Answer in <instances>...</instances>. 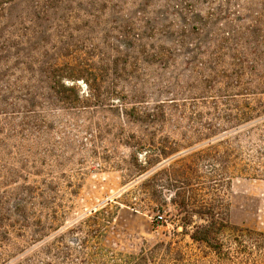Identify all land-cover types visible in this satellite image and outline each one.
Wrapping results in <instances>:
<instances>
[{
	"label": "rangeland",
	"instance_id": "1",
	"mask_svg": "<svg viewBox=\"0 0 264 264\" xmlns=\"http://www.w3.org/2000/svg\"><path fill=\"white\" fill-rule=\"evenodd\" d=\"M7 1L0 91L28 93L27 155L40 175L11 181L2 158L0 199L47 179L65 214L44 234L0 231V264H88L98 249L155 264H251L228 236L232 260L218 255V234L193 241L211 219L177 203L220 196L232 227L264 234V117L235 120L236 107L263 99L242 93L264 89V0ZM223 141L245 172L216 192L210 166L201 181L187 170L185 185L175 182L173 168L195 167ZM166 146L179 152L161 156Z\"/></svg>",
	"mask_w": 264,
	"mask_h": 264
},
{
	"label": "trees",
	"instance_id": "2",
	"mask_svg": "<svg viewBox=\"0 0 264 264\" xmlns=\"http://www.w3.org/2000/svg\"><path fill=\"white\" fill-rule=\"evenodd\" d=\"M7 2L10 1L0 0V10ZM0 92V164L3 161L2 158L9 157V160H11H4L7 163L3 165L8 164V168L3 165L0 167L6 168V178L11 179V181L22 173L39 176V161H29L31 155H27L31 153L26 145L27 134L31 130L28 119L31 112H33L26 105L27 100L25 98H27L28 93L27 91L26 93L19 91L22 93L23 98L17 97L13 86H8L6 91ZM242 96L247 100H249V96H262L263 99L256 100L254 104L248 102L243 107H236L235 120L238 122V126L264 117V89L247 88ZM4 97L5 101L2 100ZM236 141L239 147L240 139L237 138ZM220 146L224 147L225 150L202 155L198 159L199 164L195 167L173 168L172 171L177 174L175 182L185 185L187 170L194 173L198 181H201L204 178L201 165L210 166V175L207 179L211 182V189L216 192L218 191L216 188H222L224 184L226 185L231 181L236 170L237 175H241L247 170V165L240 163L242 162L241 155L236 152L229 141H223ZM178 152L177 147L172 146H166L159 150L161 156H171ZM217 165L220 166L221 170L217 168ZM52 173L53 171H50L47 175L49 176ZM51 178L53 179V176ZM50 182V180L43 179L39 183L34 182L32 185L26 184L6 191L4 198L0 199V231L10 235H18L24 234L26 230H30L35 234H44L48 230L55 229L56 224L60 222L65 213H61L63 206L58 202L57 190L49 188ZM0 184L4 185L5 183L0 182ZM181 196L182 200L177 204L182 211L211 219L208 226L195 227L194 233L190 236L193 241L206 242L211 245L212 242L217 241L216 235L218 234V255L232 260L237 256L232 255L231 249H225L223 242L220 240L221 235L228 236L235 243L237 255H246L244 262L264 264V234L250 233L232 227L226 220L223 199L220 196L212 199L214 202L209 204L204 199L194 204L193 202L196 200L192 197L185 193ZM216 200H218V205L215 202ZM103 215V210L92 211L91 217H88L85 223L96 221ZM88 244V241H86V247H88ZM101 251V249H98L97 253L88 256V264H97V260H103L99 264H155L156 260L154 255L149 256L145 253L134 256L113 255Z\"/></svg>",
	"mask_w": 264,
	"mask_h": 264
},
{
	"label": "built area",
	"instance_id": "3",
	"mask_svg": "<svg viewBox=\"0 0 264 264\" xmlns=\"http://www.w3.org/2000/svg\"><path fill=\"white\" fill-rule=\"evenodd\" d=\"M157 220H158L159 223H161V222L163 221V217L158 216V217H157Z\"/></svg>",
	"mask_w": 264,
	"mask_h": 264
}]
</instances>
